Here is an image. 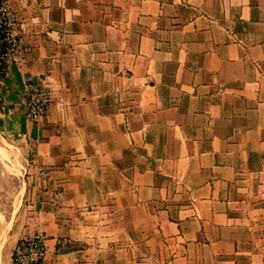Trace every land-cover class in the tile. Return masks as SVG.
Segmentation results:
<instances>
[{
	"label": "crops",
	"instance_id": "1",
	"mask_svg": "<svg viewBox=\"0 0 264 264\" xmlns=\"http://www.w3.org/2000/svg\"><path fill=\"white\" fill-rule=\"evenodd\" d=\"M6 3L0 142L26 201L5 249L42 231L45 264H264V0Z\"/></svg>",
	"mask_w": 264,
	"mask_h": 264
},
{
	"label": "built area",
	"instance_id": "2",
	"mask_svg": "<svg viewBox=\"0 0 264 264\" xmlns=\"http://www.w3.org/2000/svg\"><path fill=\"white\" fill-rule=\"evenodd\" d=\"M18 24V18L8 7L6 0H0V55L5 64L20 52V43L15 33ZM24 103L25 117L39 121L51 104L48 84L41 80L29 81ZM47 249L45 234L36 231L19 238L10 256L13 264H45Z\"/></svg>",
	"mask_w": 264,
	"mask_h": 264
},
{
	"label": "rangeland",
	"instance_id": "3",
	"mask_svg": "<svg viewBox=\"0 0 264 264\" xmlns=\"http://www.w3.org/2000/svg\"><path fill=\"white\" fill-rule=\"evenodd\" d=\"M2 137V136H1ZM21 153L18 149L6 143L2 137L0 142V264L10 261V252L5 249L12 239L14 220L18 219L26 201L23 195L20 198V206L12 214L13 198L21 181ZM24 211V210H23ZM11 220V223L9 221Z\"/></svg>",
	"mask_w": 264,
	"mask_h": 264
},
{
	"label": "trees",
	"instance_id": "4",
	"mask_svg": "<svg viewBox=\"0 0 264 264\" xmlns=\"http://www.w3.org/2000/svg\"><path fill=\"white\" fill-rule=\"evenodd\" d=\"M4 65H5V62L3 61V59H2V57L0 55V70H1L2 67H4Z\"/></svg>",
	"mask_w": 264,
	"mask_h": 264
}]
</instances>
